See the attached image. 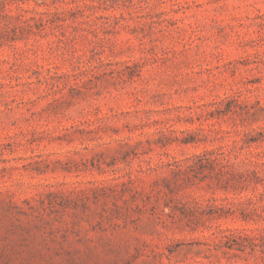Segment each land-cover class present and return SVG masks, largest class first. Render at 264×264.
<instances>
[{
    "label": "rangeland",
    "instance_id": "rangeland-1",
    "mask_svg": "<svg viewBox=\"0 0 264 264\" xmlns=\"http://www.w3.org/2000/svg\"><path fill=\"white\" fill-rule=\"evenodd\" d=\"M0 264H264V0H0Z\"/></svg>",
    "mask_w": 264,
    "mask_h": 264
}]
</instances>
